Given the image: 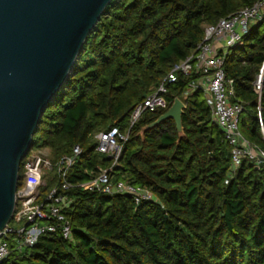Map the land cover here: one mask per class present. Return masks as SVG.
I'll return each instance as SVG.
<instances>
[{
  "label": "trees",
  "instance_id": "16d2710c",
  "mask_svg": "<svg viewBox=\"0 0 264 264\" xmlns=\"http://www.w3.org/2000/svg\"><path fill=\"white\" fill-rule=\"evenodd\" d=\"M259 0H113L89 35L73 75L45 109L22 169L35 150L48 149L53 169L40 202L55 187L70 201L64 210L72 238L39 237L0 264H264V164L243 159L234 170L232 147L213 122L201 90L188 96L200 76L179 75L167 84V109L146 112L130 129L135 107L154 93L172 70L196 54L205 28ZM264 21L253 25L226 56L225 72L245 111L240 130L264 151ZM181 99L185 136L178 142L167 120L141 135ZM118 127L129 133L114 182L149 190L137 204L128 194L90 191L87 184L113 160L98 153L96 135ZM76 146L82 154L62 178L58 163ZM19 180V187L21 186ZM64 182L71 187L61 189ZM12 226V225H11Z\"/></svg>",
  "mask_w": 264,
  "mask_h": 264
},
{
  "label": "built area",
  "instance_id": "2783aa9c",
  "mask_svg": "<svg viewBox=\"0 0 264 264\" xmlns=\"http://www.w3.org/2000/svg\"><path fill=\"white\" fill-rule=\"evenodd\" d=\"M263 21L264 0H259L253 6L243 8L218 23L207 26L203 42L198 46L196 54L177 65L159 88L135 107L130 116V129L144 113L167 109L168 102L165 98L168 93L167 84L176 83L179 75L189 76L196 73L200 79L189 85L185 96L197 90L204 94L213 122L232 147L233 169L235 170L243 159H248L257 166L264 164V151L246 139L240 130V117L245 107L241 103L232 102L235 90L233 82L225 72L226 56L229 51L243 40L253 25ZM263 82L264 65L254 82V90L259 94L263 89ZM258 119L264 133L261 107H258ZM95 138L98 142L97 152L107 155L113 163L111 167L100 170L87 184V188L109 195L128 194L134 197L137 204L153 200L154 195L145 188L124 181L114 182L113 170L119 164L129 133L112 127L106 132L99 133ZM82 152L81 147L76 146L71 156L63 158L58 163L62 178L67 176ZM52 169L53 163L49 157L36 155L27 159L22 186H18L17 205L12 219L21 226L14 228L10 222L0 232V262L11 254L8 237L13 234L16 235V249L19 251L35 246L39 237L46 233L58 232L64 239L72 238L73 228L64 214L70 201L60 192V187H55L43 201L39 200L44 176ZM70 187L69 183L64 182L61 189L67 190Z\"/></svg>",
  "mask_w": 264,
  "mask_h": 264
},
{
  "label": "water",
  "instance_id": "95a60500",
  "mask_svg": "<svg viewBox=\"0 0 264 264\" xmlns=\"http://www.w3.org/2000/svg\"><path fill=\"white\" fill-rule=\"evenodd\" d=\"M113 0H0V232L12 221L21 162L45 109L80 60L89 35ZM177 98L154 123L175 122L185 136Z\"/></svg>",
  "mask_w": 264,
  "mask_h": 264
},
{
  "label": "rangeland",
  "instance_id": "374dc122",
  "mask_svg": "<svg viewBox=\"0 0 264 264\" xmlns=\"http://www.w3.org/2000/svg\"><path fill=\"white\" fill-rule=\"evenodd\" d=\"M36 155H41V156H43V157H50V151L48 150V149H42V150H35V151H33L31 154H30V156H29V159H30V157H32V156H36ZM24 167H23V169H22V176L24 177ZM45 175V174H44ZM47 177H48V175H46ZM46 176H44V185L43 186H45L46 185V181H47V177ZM22 182H23V179H21L20 180V183H21V186H22ZM11 225L14 227V228H19L21 225H18V224H16L15 222H13V221H11Z\"/></svg>",
  "mask_w": 264,
  "mask_h": 264
}]
</instances>
